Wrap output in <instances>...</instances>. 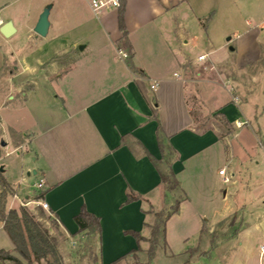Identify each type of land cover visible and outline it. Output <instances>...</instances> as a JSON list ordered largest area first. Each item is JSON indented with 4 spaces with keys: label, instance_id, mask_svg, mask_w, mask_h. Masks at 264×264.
Returning <instances> with one entry per match:
<instances>
[{
    "label": "crops",
    "instance_id": "1",
    "mask_svg": "<svg viewBox=\"0 0 264 264\" xmlns=\"http://www.w3.org/2000/svg\"><path fill=\"white\" fill-rule=\"evenodd\" d=\"M44 3L53 5L52 0ZM121 8L133 67L120 54L126 52L119 47ZM260 8L264 0H122L118 9L95 15L101 27H95L99 36L91 41L68 32L65 37L72 43L59 41L46 60L22 66L14 59L17 70L12 76L23 80L6 102L0 96V111L18 98L26 119L4 121L0 113V130H11L1 136L5 145H16L6 154L16 151L20 156L19 186L28 185L26 174L44 180L41 189L29 191L24 199L43 193L46 211L73 242L85 237L75 234V216L82 206L98 216L101 264L131 253L138 242L130 231L148 238L154 212L168 207L174 195L166 193L152 161L162 155L160 127L176 151L172 169L186 195L165 222L166 247L174 254L195 249L206 226L238 213L208 218L219 193L223 199L227 195L219 172L224 162L232 164L236 174L243 163L251 162V178L244 187L256 202L241 209L254 208L250 212H255L264 235V95L261 99L252 92L260 80L264 94V40H258L264 27L246 18ZM70 10L79 20L72 3ZM52 28L50 20L46 36ZM69 28L89 25L76 21ZM201 55L206 56L199 59ZM49 60L53 62L40 66ZM24 85L29 88L24 90ZM203 119L212 121L211 126L199 128ZM220 120L227 125L225 132ZM237 121L245 124L237 126ZM231 138L247 156L240 166ZM29 149L33 164L25 165ZM2 166L6 178L7 166ZM8 182L17 196L18 189ZM130 193L138 199L128 201ZM22 199L17 196L18 204L10 208L20 206ZM253 230L260 236L259 229Z\"/></svg>",
    "mask_w": 264,
    "mask_h": 264
},
{
    "label": "rangeland",
    "instance_id": "2",
    "mask_svg": "<svg viewBox=\"0 0 264 264\" xmlns=\"http://www.w3.org/2000/svg\"><path fill=\"white\" fill-rule=\"evenodd\" d=\"M44 2L45 0H0V18L2 19V23L3 21L4 23L9 21L12 23L13 27L17 28V31L9 36L0 34V96L4 102L7 101V95L12 92L17 93V88L19 89L21 87L20 83H22L23 80L22 77L12 76L15 70H17L15 67L16 62L13 61L14 59H19L20 62H22V66H34L38 58L46 60L48 58L47 54L57 49V43L59 41L61 43H72V38H74V36H78V39L85 37L84 39L91 41L92 37L99 36L96 33L97 28L95 27L98 26L100 28L101 22L94 15L86 0H52L53 5L51 6L50 20H52L53 28L47 36L36 33L34 27L41 12L46 6ZM70 3H72L79 12V20H77L76 17L75 19L72 17ZM239 4L241 3L239 2ZM241 16L244 18L248 15L244 14ZM246 18H249L252 25H256L259 28V22H262L264 19V9L260 8L254 15H249V17ZM62 21L65 23L60 25ZM76 21L89 25V28L83 30L68 29V25L76 23ZM214 31L215 30H211V32ZM260 31L261 34L258 40L262 42L264 40V30ZM68 32L71 34L75 32L76 35L73 34V37L68 39L65 37V34ZM30 34L37 35V37L30 36ZM229 53L232 52L230 51ZM51 62L53 61L49 60L42 62L40 66L44 67L47 64H51ZM260 65L264 66V61L260 62ZM262 75L264 76V71H262ZM229 76L231 75L229 74ZM22 88L27 90L29 86L24 85ZM261 88L262 84L259 80V82L254 84L252 92L255 97L260 96L262 99L264 94ZM17 99L8 101L6 106L4 105V107L1 108L0 113L4 121H14V118H17L19 121H24V119H26L24 108L20 107L22 104L16 102ZM211 123L212 121H209V119H203L198 122V127L207 128L211 126ZM252 123L254 122L252 121ZM218 125L222 132L226 131L227 125L221 120L218 121ZM243 129H247V127ZM10 132L11 130L7 126H5L3 132L0 130V166L6 164L7 171L5 176L15 189H18L17 196L21 199L23 198L24 204L20 206L27 207L35 215L36 219L47 228L49 234L56 238L57 247L62 255L63 264H101L96 237L85 236L83 240L79 239L73 242L65 235L55 216L47 212L40 205V199L37 198L38 194L35 193L30 200L24 199L29 191L38 189L39 175L31 173L28 176L26 174L28 185L22 183L19 186L21 174L23 172L21 161L18 158L20 156L16 151L9 155L6 154L7 151L14 149L16 145L11 142H9L8 145H2L4 138L1 134L6 133L8 136ZM228 142L230 145L232 144L234 146L233 149L235 148V150L233 153L240 166L242 161H246L247 156L244 151L239 150L236 141H233L232 138ZM33 158V153L30 149L25 151V165H32ZM250 164V161L243 163L240 167L241 172L237 174L232 164H227L225 162L222 164V166H224L222 168L225 171V175L229 176L231 172H234L235 176H231L228 182L222 181L221 189L222 191L227 190L226 198L223 199L222 192L219 193V196L215 198L214 202L209 207L208 218L212 220L213 218H221L222 215L225 216L236 211L238 213L231 214L208 227L206 226L202 232L201 245L196 249L182 254L172 253L169 248L166 247L161 232L165 215L158 218L155 215L156 212H154L150 222V235L143 241L141 250L131 256L125 257L116 264H264V255H261L259 252V244L264 242L263 227L255 212H250L254 208L251 210L249 208L245 211L241 209V205L244 203L249 206L256 202L254 194L244 187L246 182H249L251 178L250 174L252 170ZM14 194L13 190V192L7 196L6 208L8 210L12 208H10V206H16L19 202L17 196H14ZM178 197H180L178 191L175 192L173 196L171 195V204H173L175 198ZM171 204L160 211H165V213H167ZM17 208H19V206ZM260 218L261 217H259V219ZM157 224L159 225L158 241L157 244L154 245L156 247L154 256L151 257L150 249L154 244L151 240V231ZM253 229H259L261 231L259 232L260 236L258 232ZM0 249L11 250L12 254L20 257V255L15 252L14 244L7 231L3 228L1 220ZM0 264H12V262L0 261ZM32 264L47 263L43 260H34Z\"/></svg>",
    "mask_w": 264,
    "mask_h": 264
},
{
    "label": "trees",
    "instance_id": "3",
    "mask_svg": "<svg viewBox=\"0 0 264 264\" xmlns=\"http://www.w3.org/2000/svg\"><path fill=\"white\" fill-rule=\"evenodd\" d=\"M119 26L123 30V36L119 42V47L126 49V59L130 66L133 67V51L127 39L122 8L119 13ZM158 143L162 155L159 159L152 158V161L160 173L163 187L166 193L175 194L177 191L180 193V197L175 198L174 203L171 204L167 213H165V211L155 213L158 218L165 215L161 230L162 236L164 237L167 218L178 210L179 203L182 199L186 198V195L181 190L180 183L172 169L176 151L168 143L160 127H158ZM11 192H13V188L0 171V220L3 222V228L7 231L14 244L15 252L20 255L19 257L12 254L11 250L0 249V261H10L12 264H32L34 260H43L47 264H63L62 255L57 247L56 238L49 234L47 228L36 219L35 215L27 207L19 206V208H11L9 210L6 208V199ZM42 197L43 193L37 196L38 199ZM134 199H138V197L130 193L128 195V201ZM75 220L79 226L75 234L83 233L84 236L96 237L97 242L100 241L101 223L98 216L89 212L85 206H82L80 212L75 216ZM158 230L159 225L157 224L151 231V240L154 242L153 247L150 249L151 257L154 256L156 250L154 245H156L158 241ZM130 233L138 242V248L131 252L135 254L141 250L140 243L146 240V237L138 231H130ZM192 250L194 249H190V251ZM131 253L116 259L110 264H116Z\"/></svg>",
    "mask_w": 264,
    "mask_h": 264
},
{
    "label": "built area",
    "instance_id": "4",
    "mask_svg": "<svg viewBox=\"0 0 264 264\" xmlns=\"http://www.w3.org/2000/svg\"><path fill=\"white\" fill-rule=\"evenodd\" d=\"M89 7L91 8L92 12L94 13V15L99 16L101 14H103L104 12L107 11H111V10H115L118 9L121 6V2L122 0H86ZM2 25V19L0 18V26ZM262 26L264 27V20L262 21ZM120 54L123 55L124 57H126V52L124 51H120ZM206 55H201L199 56V59H204ZM227 85L229 86V82H227ZM232 90V88H231ZM237 99V97H236ZM245 124V121H237L236 125L237 126H242ZM220 174L225 175V171L223 169H221ZM224 181L228 182L230 181V177L225 175L224 176ZM44 185V180L41 179L38 182V188L41 189ZM40 205L45 209L48 210V203L44 200H40ZM24 204V203H22ZM259 250H260V254L264 255V243L260 244L259 246Z\"/></svg>",
    "mask_w": 264,
    "mask_h": 264
},
{
    "label": "water",
    "instance_id": "5",
    "mask_svg": "<svg viewBox=\"0 0 264 264\" xmlns=\"http://www.w3.org/2000/svg\"><path fill=\"white\" fill-rule=\"evenodd\" d=\"M51 10V4L45 6L41 12L38 21L34 27V31L42 36H45L48 32L50 26L49 14ZM14 27L11 22H5L0 26V32L4 36H9L14 32ZM2 145H5V142L2 141ZM0 171H4V167L0 166Z\"/></svg>",
    "mask_w": 264,
    "mask_h": 264
}]
</instances>
